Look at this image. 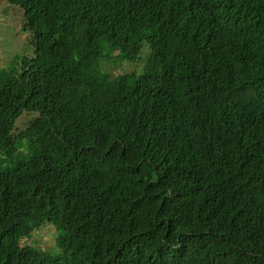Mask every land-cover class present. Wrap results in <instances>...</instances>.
<instances>
[{
	"label": "trees",
	"instance_id": "1",
	"mask_svg": "<svg viewBox=\"0 0 264 264\" xmlns=\"http://www.w3.org/2000/svg\"><path fill=\"white\" fill-rule=\"evenodd\" d=\"M1 2L0 264H264V0Z\"/></svg>",
	"mask_w": 264,
	"mask_h": 264
},
{
	"label": "rangeland",
	"instance_id": "2",
	"mask_svg": "<svg viewBox=\"0 0 264 264\" xmlns=\"http://www.w3.org/2000/svg\"><path fill=\"white\" fill-rule=\"evenodd\" d=\"M33 52V45L31 44V34L29 31L23 29L22 12L14 5L6 2L0 3V67L7 66L16 57H29ZM147 51L143 50L137 57L136 61L118 62L113 60L111 63V70L126 69L136 72L141 71L145 63ZM109 77H111L110 70L103 67ZM129 70V71H130ZM139 74V73H137ZM112 78V77H111ZM29 116L22 115L16 123V129L19 131L24 128ZM15 131L14 134H16ZM57 237L56 231L52 226L47 224L41 226L31 234V238L22 240V244L30 245L33 248L53 254L57 248L55 247V239Z\"/></svg>",
	"mask_w": 264,
	"mask_h": 264
}]
</instances>
